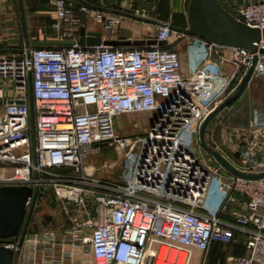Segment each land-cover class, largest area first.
<instances>
[{
    "label": "built area",
    "instance_id": "1",
    "mask_svg": "<svg viewBox=\"0 0 264 264\" xmlns=\"http://www.w3.org/2000/svg\"><path fill=\"white\" fill-rule=\"evenodd\" d=\"M49 4L58 40L73 44L0 51V186L38 193L51 186L58 200L74 204V230L85 231L80 251L91 254L85 264H191L195 248L206 264L213 244L231 243L237 234L248 254H228L219 264H264V176L231 173L199 137L254 53L160 25L149 38L163 44H105L114 38L102 32L101 43L80 45L83 15L101 22L103 10L72 0ZM228 11L264 27V0ZM114 14L108 32L123 17ZM188 36L196 46H189L184 70L170 43ZM258 55L251 78L264 85V55ZM140 112L154 114L141 134L117 131L119 115ZM228 128L234 145L226 159L243 173L264 172V107H252L247 123L231 120ZM102 144L123 155L100 175L87 161Z\"/></svg>",
    "mask_w": 264,
    "mask_h": 264
},
{
    "label": "water",
    "instance_id": "2",
    "mask_svg": "<svg viewBox=\"0 0 264 264\" xmlns=\"http://www.w3.org/2000/svg\"><path fill=\"white\" fill-rule=\"evenodd\" d=\"M19 1L22 17V26L27 45L56 46L73 44L70 39L45 40L38 39L30 42L28 37L27 23L23 0ZM92 8L109 11L130 17L140 22L153 25L167 26L172 30L185 33L190 36L200 37L209 42L227 47H240L254 53L251 66L247 69L238 83L235 91L224 99L204 120L200 127L199 137L201 145L208 150L226 169L231 173L249 178L264 176L259 174H247L236 169L224 155L206 143V128L210 121L222 110L231 105L243 92L255 68L259 55H264V27H253L236 18L218 0H189L186 11L171 10L170 0H158L156 16L146 17L132 12L97 5L90 0H78ZM102 41V32L89 30L86 25L80 27V37L77 41L80 45H95ZM105 44L112 45H144L163 44L154 38L136 39H105ZM31 110L33 97L30 98ZM38 188L26 185H2L0 186V264H15L23 246L28 229L30 217L38 196ZM31 198V200H29Z\"/></svg>",
    "mask_w": 264,
    "mask_h": 264
},
{
    "label": "rangeland",
    "instance_id": "3",
    "mask_svg": "<svg viewBox=\"0 0 264 264\" xmlns=\"http://www.w3.org/2000/svg\"><path fill=\"white\" fill-rule=\"evenodd\" d=\"M30 4H32L33 7L38 6V12L34 9L25 10L27 26L30 22L32 26V35H37V33H40L38 31L39 29H42L41 31L44 32L43 27L45 24L50 22L51 18H53L51 14L52 10L49 8L47 0H31ZM154 5V7L157 8L156 3H154ZM186 10L187 8L182 11ZM146 14L152 17L156 16L154 15V12H146ZM101 15V22L97 21L96 15L94 17H86L83 15L84 22L87 21L88 26H90V28H94L89 30L106 32L109 36H115L116 38L127 37L131 40L138 35L142 36V38L153 36L157 31V27L153 26V24L140 22L130 17L123 16L120 24L114 27V32H108L105 26H107V24H109L108 21L115 18L116 15L108 11H103ZM14 28L17 30L16 32L18 38H20L22 34V25L18 0H0V51L9 53L18 51L21 48V46H10L8 44L10 43V39L12 37L10 33L14 30ZM186 38L187 37L176 39L172 37L171 39L173 41L170 43V46L178 48L182 52H186L187 48L185 49V46H187L186 43H188ZM184 40H186V43ZM239 82V79H236L229 86L227 95L224 99L235 91ZM252 85L253 82L252 84L250 83V87L248 86L249 88H246V86L240 96L231 105H229L228 108L220 111L210 121L206 128L205 137L209 144L214 146L215 149L220 152H224L225 154L226 152H229L228 154L230 157L233 156L232 146L234 145V132L228 128V123L226 122L227 116L229 112H235L239 105L248 98ZM143 114H147V112L122 114L115 119V128L121 134H141L150 121V119L146 120ZM122 155L123 151L119 147L115 145L102 144L100 152L90 155L89 161L94 163L97 174L100 172H104L101 174H106V171L101 167H105L106 165L111 167V169L116 168ZM117 170L119 169L117 168ZM40 196H42V199L38 200L39 202H37L34 207L35 213L32 215L28 231L30 230L32 233H39L45 230L56 229L57 227L65 226L67 223L72 222L67 216L68 214L65 211L64 205L55 195L53 187L46 186L45 188H42Z\"/></svg>",
    "mask_w": 264,
    "mask_h": 264
},
{
    "label": "crops",
    "instance_id": "4",
    "mask_svg": "<svg viewBox=\"0 0 264 264\" xmlns=\"http://www.w3.org/2000/svg\"><path fill=\"white\" fill-rule=\"evenodd\" d=\"M47 1H48L49 8L52 10L51 14L53 18H51L50 22L45 24V26L43 27L44 32L41 31L42 29H39L38 31L40 33L39 34L37 33V35H32L31 33L32 26L30 22L28 23L27 30H28V37H29L30 42L38 40V39H45V40L58 39V34L53 27V23L55 21L54 12H53L52 7L49 4V0ZM95 1L102 2L103 4H106L107 6L112 7V8H119V9H125V10H134V9L147 10V13L154 12V15H156V7H154L155 6L154 3H156L157 5V2H158V0H95ZM218 1L226 9L232 10L236 4L246 1V0H218ZM30 2L31 0H23L24 11L34 9L36 12H38L37 11L38 6L33 7L32 4H30ZM188 3H189V0H170V7L172 11L174 10L182 11L188 7ZM20 16H21V12H20ZM25 17H26V11H25ZM26 23H27V19H26ZM84 23L88 29H94L88 26L87 21ZM21 25H22V17H21ZM153 26L157 27V25H153ZM16 31L17 30L14 28V30L10 33L12 37L10 39L11 40L10 43L8 44L10 46L11 45H15V46L27 45L23 26H22V34L20 38H18ZM112 37L115 39H129L127 37H122V38H116L115 36H112ZM136 38H142V36L138 35V36H135L133 39H136ZM148 38L149 37H145V39H148ZM186 39L188 40V43H186V40H184L185 43L187 44V46H185V49L187 48L186 52H182L180 51V49L176 48L180 53L184 70L188 66L187 58H188L189 46L191 45L194 47L196 46L194 37L188 36ZM229 69L231 70L232 68L229 67ZM252 82H253V85L249 91L248 98L239 105L238 109L235 112H232V111L231 113L229 112L227 116V120H226L227 123L230 122L231 120L234 121L236 119H240L242 121L244 120V123H247L251 117L252 107H255V106L264 107V85H262L260 81H257L256 78H251L248 84L246 85L247 86L246 88H249L250 83L252 84ZM143 115L147 120V119H151L154 114L147 112V114H143ZM205 140H206V137H205ZM206 143L209 144L207 140H206ZM221 153L224 155V157L229 156L228 154L229 152H226V154L224 152H221ZM87 163L94 165V163L89 161V159ZM101 173H104V172H100L99 174L101 175ZM40 199H42V196H40V193H38L35 205L37 204V202H39L38 200ZM61 203L64 205L65 211L68 214L67 216L71 219L72 222L67 223L65 226L57 227L56 229L45 230L39 233H32V231L30 230L28 231L27 229L23 246L20 250L18 260L15 264H85L84 258L86 259L88 257H91V254L89 253L84 254L83 252L80 251L82 249L81 248L82 243L78 239V235L79 234L83 235V232L85 231H82V233H78L76 230H74L73 218L76 215L77 207L72 203L70 204L63 203L62 201ZM34 213L35 212L33 208L30 221ZM28 228H29V225H28ZM236 237L237 238L233 242L228 243V244H223V243L213 244L211 249L207 253L208 257H207L206 264H219L225 259L226 255L228 254L229 255L230 254L231 255L248 254V250H247V247L245 246V240L243 236L240 234H237ZM202 258H203V252L195 248L191 264H201Z\"/></svg>",
    "mask_w": 264,
    "mask_h": 264
},
{
    "label": "trees",
    "instance_id": "5",
    "mask_svg": "<svg viewBox=\"0 0 264 264\" xmlns=\"http://www.w3.org/2000/svg\"><path fill=\"white\" fill-rule=\"evenodd\" d=\"M76 4H80V2H78L77 0H74ZM92 3H95L97 5H99V2H96L95 0H90ZM109 7V6H108ZM207 263V262H206Z\"/></svg>",
    "mask_w": 264,
    "mask_h": 264
},
{
    "label": "bare ground",
    "instance_id": "6",
    "mask_svg": "<svg viewBox=\"0 0 264 264\" xmlns=\"http://www.w3.org/2000/svg\"><path fill=\"white\" fill-rule=\"evenodd\" d=\"M163 256H164V252H163V254L161 255V257L163 258ZM158 264H161V263L159 262Z\"/></svg>",
    "mask_w": 264,
    "mask_h": 264
}]
</instances>
